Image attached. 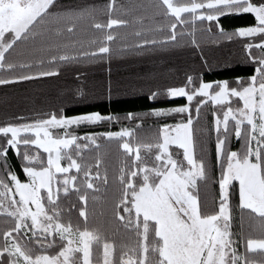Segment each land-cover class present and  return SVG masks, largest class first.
Instances as JSON below:
<instances>
[{
    "label": "snow or ice",
    "instance_id": "snow-or-ice-1",
    "mask_svg": "<svg viewBox=\"0 0 264 264\" xmlns=\"http://www.w3.org/2000/svg\"><path fill=\"white\" fill-rule=\"evenodd\" d=\"M151 9L149 16L139 0H108L100 10L95 5L65 9L59 0H0V73L33 68L32 63L9 62L7 55L37 39L55 52L47 58L50 65L103 61L132 47L179 43L184 36L199 47L197 23H207L206 31L214 23L228 40L247 38L245 54L255 66L252 75L234 82L187 75L180 86L153 91L154 101H186L147 113L179 118L157 129H144L142 119L128 113L123 119L138 121L133 126L80 134L81 128L121 118L100 112L69 116L63 108L44 118L0 123V223L5 225L0 228V264H264V0H153ZM98 11L103 22L97 20ZM243 14L252 15L255 24L226 34L221 17ZM84 21L98 34L87 47L78 40L61 42ZM165 31L161 39L149 35ZM128 35L138 38L134 45L113 47ZM59 74L58 67L28 72L0 78V85ZM209 107L211 126L194 127ZM209 134L219 189L211 210L201 200V188L210 179L204 158ZM234 139L240 144L236 150ZM101 141L116 144L121 156L112 205L117 226L111 229L94 225L88 207L109 184ZM13 157L20 162L19 172ZM234 183L237 207L249 221L248 235L242 234L244 215L234 226Z\"/></svg>",
    "mask_w": 264,
    "mask_h": 264
},
{
    "label": "trees",
    "instance_id": "trees-1",
    "mask_svg": "<svg viewBox=\"0 0 264 264\" xmlns=\"http://www.w3.org/2000/svg\"><path fill=\"white\" fill-rule=\"evenodd\" d=\"M108 0H59L61 7L65 9L82 8L95 5L102 9ZM148 7V15H152L151 5L153 0H139ZM103 12H97V20L103 22ZM146 23H148L146 21ZM220 25L225 33L231 35L241 27L255 24L254 17L250 14L227 15L221 17ZM150 26L155 27V23ZM207 23H197L195 40L199 47L191 43L188 36L178 38L179 43L158 44L156 46L139 49L132 47L124 53H115L111 59L103 61H83L80 63L50 65L47 58L55 54L47 50L48 45L42 39L20 44L15 51L7 55V60L17 65L32 63L31 69H17L12 72L0 73V78H8L14 75L26 74L49 70L58 67V76L23 81L20 83L0 85V123L19 122L16 117H24L25 120L44 118L50 112H57L63 108L67 115L73 116L82 113L100 112L104 115L120 117L119 122H105L88 128L78 130L80 134L85 132L102 133L105 131H117L123 126H133L138 121L123 119L128 113H134L141 118L144 129H157L163 123H174L178 117L157 119L146 114L154 109L169 108L183 105L185 99L168 100L161 98L151 100L153 91L164 90L173 86H180L185 82L187 75H200L205 81L229 80L234 82L238 77L247 78L253 74L254 65L248 62L244 45L247 38L233 37L228 40L226 35H220L215 24L211 31H206ZM191 31V29H187ZM122 34L130 33L129 30H119ZM88 28V22L81 23L79 30L72 36L65 34L61 42L78 40L87 47L88 41L94 36ZM149 35L161 39L167 32L150 33ZM138 38L128 35L126 41L118 40L113 47L122 45H134ZM254 55H259L253 49ZM40 59L45 60L43 66H38ZM79 92H83L81 97ZM203 118L194 127H210L212 116L210 107L202 110ZM101 143H105L101 141ZM205 160L209 171V181L201 188V200L206 202L211 210L214 200L218 197V184L214 182L218 175L214 150V137L212 134L204 137ZM232 150L240 147L235 139L232 142ZM199 152V144L197 145ZM107 153L109 184L107 188L101 187L96 194L95 201H89L90 221L94 225L107 226L109 229L117 225L112 221V205L118 196L115 176L120 163V153L116 144L105 146ZM11 155V153H10ZM12 162L17 165L16 171H20V162L13 157ZM238 184L233 185L232 206L233 215L237 217L234 226L239 223V216L244 215L243 235L249 234L246 214L240 213ZM5 227L0 223V228ZM257 235V232H253Z\"/></svg>",
    "mask_w": 264,
    "mask_h": 264
}]
</instances>
